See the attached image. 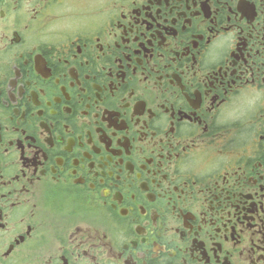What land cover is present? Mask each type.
Listing matches in <instances>:
<instances>
[{
    "label": "flooded vegetation",
    "instance_id": "obj_1",
    "mask_svg": "<svg viewBox=\"0 0 264 264\" xmlns=\"http://www.w3.org/2000/svg\"><path fill=\"white\" fill-rule=\"evenodd\" d=\"M0 264H264V0H0Z\"/></svg>",
    "mask_w": 264,
    "mask_h": 264
}]
</instances>
